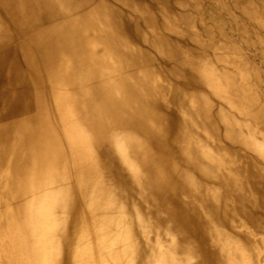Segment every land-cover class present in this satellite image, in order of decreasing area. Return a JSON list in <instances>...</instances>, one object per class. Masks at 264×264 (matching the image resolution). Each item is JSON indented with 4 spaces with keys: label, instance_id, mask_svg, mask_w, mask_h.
Masks as SVG:
<instances>
[{
    "label": "bare ground",
    "instance_id": "1",
    "mask_svg": "<svg viewBox=\"0 0 264 264\" xmlns=\"http://www.w3.org/2000/svg\"><path fill=\"white\" fill-rule=\"evenodd\" d=\"M263 68L264 0H0V264H257Z\"/></svg>",
    "mask_w": 264,
    "mask_h": 264
},
{
    "label": "rangeland",
    "instance_id": "2",
    "mask_svg": "<svg viewBox=\"0 0 264 264\" xmlns=\"http://www.w3.org/2000/svg\"><path fill=\"white\" fill-rule=\"evenodd\" d=\"M257 64H260V59L257 56ZM264 69V68H263ZM263 120H264V114H263ZM228 175L229 171L227 172ZM239 179L237 177H234L230 180V183L232 185V187L236 188V189H240L241 188V184L239 183ZM203 182V181H202ZM203 184H207L206 182H203ZM208 185V184H207ZM247 186V185H246ZM230 187V188H232ZM226 188V187H224ZM244 195H246L245 197L247 199H252L250 197H253L252 192L250 191L249 188H245L244 190ZM222 205H228L231 206L232 205V201L228 200L227 198H224L222 201ZM237 225L239 228H242L243 230H245L246 234H248L249 236L253 237V235H257L256 238L257 240H259L261 242V244L257 245V248L255 247V253L257 252V254H261V257L259 260H257V264H264V223L263 222H259L257 223V234H255V231L252 227L248 226V224H245L243 222H238L237 221ZM204 263V262H203Z\"/></svg>",
    "mask_w": 264,
    "mask_h": 264
}]
</instances>
